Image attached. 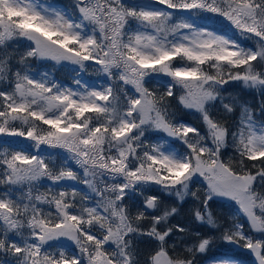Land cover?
I'll use <instances>...</instances> for the list:
<instances>
[{
  "label": "trees",
  "instance_id": "16d2710c",
  "mask_svg": "<svg viewBox=\"0 0 264 264\" xmlns=\"http://www.w3.org/2000/svg\"><path fill=\"white\" fill-rule=\"evenodd\" d=\"M39 1L62 8L73 20L77 19L78 13L93 15L90 34L95 43L102 42L103 46H108L114 62H107L104 53L97 60L86 58L80 66V73L92 81L107 79L110 95H115V102L125 108L126 93L130 89L128 83L132 84L126 79V74L131 73L132 68L124 58V42L127 32L141 23L139 16L123 9L120 0L116 4L106 0ZM167 2L169 9L183 14L196 13L197 20H208L212 28L237 36L238 42L247 38L244 43L256 53L243 64L232 68L224 66L217 76H213L210 68H204L208 81L214 82V98L202 106V114L186 106L184 100L192 98V95L184 80L172 77L171 89H162L152 87L155 75L143 77H150L145 85L158 118L177 137H182L176 133L178 123L190 124L205 138L212 137L203 121L205 118L215 133L221 134L222 144L215 141L214 145L217 157L233 176L251 181L248 194L253 207L250 211L253 224L248 235L253 244L259 241L258 245H264V157L250 159L237 142L241 133L239 106L246 107L255 120L264 121V0ZM238 3H244L246 8L242 9ZM28 31L18 18L0 11V182L6 178L5 187L25 206L22 211L8 209L7 223L0 221V227L4 229V233L0 232V264H15L19 259L11 244L15 237L6 232L7 226L10 225L13 233L17 230L22 235L43 231L46 221L40 209L45 204L54 203L43 183L61 178L65 160L79 189L85 190L90 200L107 216L105 226L115 230L123 228L120 247L110 255L111 264H155V258L161 251L181 264H202L227 250H232L230 255L238 256L242 243L234 250L232 244L238 239L234 236L229 239L225 232V228L235 222L245 228L241 217L236 221L229 219L235 206L213 197L211 191L203 187L188 188L180 195V183L163 177L159 170L144 173L142 170L151 168L145 160L144 143L135 145L136 157L133 160L130 156L120 155L121 150L113 145L109 130L91 131L88 124L75 138H64L27 109H11L12 97L6 95L12 94L16 98L15 88L25 71L48 65L45 61L36 62L38 57L27 46ZM168 64L172 68L192 65L181 56L174 57ZM52 71L58 81L71 79L58 64ZM245 79L247 84L243 86L241 81ZM95 119L94 116L92 120L89 118L93 121V129L96 127ZM19 151L33 159L27 162L30 165L28 172L18 157ZM65 152L70 155L62 156ZM43 153L47 154L44 167L38 158ZM130 166L134 170L132 173L127 171ZM17 174L23 177L13 184L11 178H17ZM4 185L0 183V190ZM148 198L155 199L150 213L142 208V203ZM52 219L54 221L55 218ZM104 227L89 224L86 228L88 232L101 236L97 229L104 230ZM83 247H87L83 256L88 263L103 259L104 254L96 245L89 242Z\"/></svg>",
  "mask_w": 264,
  "mask_h": 264
},
{
  "label": "rangeland",
  "instance_id": "374dc122",
  "mask_svg": "<svg viewBox=\"0 0 264 264\" xmlns=\"http://www.w3.org/2000/svg\"><path fill=\"white\" fill-rule=\"evenodd\" d=\"M118 1L106 0L112 4ZM167 1L120 0L121 7L138 15L141 21L127 32L124 42V58L132 68L131 73L126 74V79L132 84L128 83V100L123 108L115 102L116 96L110 95L107 79L92 81L80 73V66L86 58L97 60L104 53L107 62H114L108 46H103L102 42L95 43L90 34L94 23L92 14L78 13L77 19L73 20L62 8L39 0H0V11L6 12L9 17L18 18L29 29L26 33L27 46L38 57L36 62L48 63L42 65V69L25 71L18 84L20 95L15 94L16 98H13L9 94L6 97H12L11 109H27L56 129L61 137L75 138L88 124L91 125V131H99L100 128L109 130L112 132L113 145L121 150L120 155L130 156L133 160L136 157L135 145L144 143L145 160L151 166L149 170H142L144 173L151 174L155 169L159 170L163 177L180 183V195L188 188L208 189L213 197L235 206L230 211V220L236 221L241 217L245 222V228L239 222L225 228L229 239L233 236L238 239L232 244L234 250L242 243V247L238 248L241 251L238 256L230 255L232 250H227L202 264H264V245H258L259 241L253 244L248 235L253 224L250 216L253 207L248 194L251 181L233 176L219 161L214 145L215 141L222 144L221 134H216L212 124L205 118L203 121L212 137L205 138L192 125L183 123L175 127L176 133L182 136L181 139L177 137L158 118L145 85L150 77H143L155 75L151 85L162 89H171L172 77L184 80L192 95V98L184 100L186 106L202 114V106L211 103L214 98V82L208 81L204 68H210L213 76H217L224 66L232 68L243 64L256 53L244 43L247 38L238 42L237 36L212 28L208 20H197L196 13L183 14L169 9ZM238 6L246 8L244 3H238ZM177 56L190 61L192 65L172 68L168 63ZM56 64L69 73L71 79L68 82L56 79L52 71ZM241 84L245 86L246 79ZM238 111L241 133L237 142H240V147L250 159L264 157V121L255 120L246 107L239 106ZM93 116L96 117L95 129L92 127L93 121H89ZM126 134L127 138L124 137ZM178 145L183 148L181 153L175 148ZM63 155L70 154L65 152ZM46 156L43 153L38 157L43 167ZM18 157L26 166L25 172H28L30 165L27 162L33 161L32 157L21 151ZM63 167L65 171L61 178L43 183L54 202L40 209L46 221L43 231L22 235L17 230L13 233L10 225H4L8 228L6 232L15 237L11 241L19 258L15 264H111L110 255L120 247L123 228L115 230L105 226L107 216L90 200L85 190L79 189L67 160ZM127 171L134 172L131 166L127 167ZM16 177L11 178L13 184L23 176L17 174ZM226 179L230 180V189H224L219 184ZM5 181L6 178L1 179V186ZM148 202H155V199L148 198L142 203V208ZM8 209L22 211L25 206L4 185L0 190L1 222L7 223ZM152 211L153 208L149 213ZM52 218H55L54 221ZM196 219L201 222L199 217ZM89 224L105 226L104 230L97 229L101 236L88 232L86 227ZM65 228L79 231L78 242L71 248L62 246L57 240L58 234ZM0 232L4 233L2 227ZM89 242L104 254L100 262L88 263L83 256L87 251V247L83 246H88ZM157 258L158 255L155 264ZM167 264L181 263L169 257Z\"/></svg>",
  "mask_w": 264,
  "mask_h": 264
},
{
  "label": "water",
  "instance_id": "95a60500",
  "mask_svg": "<svg viewBox=\"0 0 264 264\" xmlns=\"http://www.w3.org/2000/svg\"><path fill=\"white\" fill-rule=\"evenodd\" d=\"M18 92L19 89L17 88ZM128 137L127 134L125 135V138ZM219 184L221 185L222 188L224 189H230V180H223L220 181ZM151 203H149L146 206V209L149 210L151 207ZM78 240V233L77 230L72 228V229H64L60 232L58 235V241L62 246H66L68 248L74 246L77 243ZM157 264H167V255L164 252L160 253V257L158 259Z\"/></svg>",
  "mask_w": 264,
  "mask_h": 264
}]
</instances>
